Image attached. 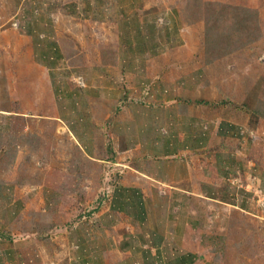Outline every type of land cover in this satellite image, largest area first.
Wrapping results in <instances>:
<instances>
[{
    "label": "rangeland",
    "instance_id": "obj_1",
    "mask_svg": "<svg viewBox=\"0 0 264 264\" xmlns=\"http://www.w3.org/2000/svg\"><path fill=\"white\" fill-rule=\"evenodd\" d=\"M196 115L200 170L165 174L207 215L185 247L264 264V0H0V264H102L138 131Z\"/></svg>",
    "mask_w": 264,
    "mask_h": 264
},
{
    "label": "crops",
    "instance_id": "obj_2",
    "mask_svg": "<svg viewBox=\"0 0 264 264\" xmlns=\"http://www.w3.org/2000/svg\"><path fill=\"white\" fill-rule=\"evenodd\" d=\"M183 110L182 108L179 113ZM197 117L199 115L175 124L173 116L170 122L165 121L163 126L157 121V125L152 126V129L141 127L138 131L141 138V145L138 146L141 147L140 157H150L149 160L153 164L150 163L148 168L135 166L137 174L133 176V180H121L120 190L112 197L109 208L104 209L103 212L111 210V213L104 217L101 225L114 233L110 242H113L115 247L108 251L113 256L112 260L106 255L107 249L101 250L96 256L101 258L99 262L102 264H204L194 253L187 251L185 244L202 232L207 215L198 208L195 210L187 199V195L195 191L191 182L174 178L170 180L165 176L166 174L168 177H174L173 173L180 170V176L184 177L185 168L190 167L189 160L194 159L198 161L197 167L200 170V160L193 156L203 145L199 141L200 134L195 133L196 129L199 130L197 125L192 130V125L198 123L195 119ZM180 122H183V127ZM162 131L172 135L164 137ZM147 154L152 157L146 156ZM191 156L193 157L189 159ZM201 162L204 163L203 160ZM217 169L222 170L221 167ZM154 173L155 176L160 175L156 178L158 180H149L157 185L155 188L142 180L143 175L150 177ZM198 191L206 196L201 186ZM232 197H229L230 200ZM211 199L214 200L212 197ZM218 199L224 201L222 196ZM111 218L115 221L111 222ZM107 230L100 231L105 232L103 237L109 234ZM202 235L203 233L200 238ZM95 246L86 245V254H80L85 255V264H91L90 260L94 258L96 248L99 247L96 243Z\"/></svg>",
    "mask_w": 264,
    "mask_h": 264
},
{
    "label": "trees",
    "instance_id": "obj_3",
    "mask_svg": "<svg viewBox=\"0 0 264 264\" xmlns=\"http://www.w3.org/2000/svg\"><path fill=\"white\" fill-rule=\"evenodd\" d=\"M209 5H210V6H213V7L215 6V4H209ZM220 19H221V18H220ZM220 19H218V20L220 21ZM221 21H222V19H221ZM228 128L233 129L232 125H226V127H225L224 125H221V126H220V130H221V131H222V129H223V131H226ZM225 129H226V130H225ZM164 134H165V135L167 134L166 131H165ZM169 135L171 136L172 134H169ZM169 135H168V136H169ZM218 159H219V157L216 156V160H217L218 168H220L221 166H224V165H223V163H221V161L218 160ZM229 168H230V167H229ZM230 169H231V168H230ZM230 169H229V170H230ZM212 193H213V192H212ZM212 193H211V195H212ZM234 194H235V193H234ZM234 194H232V195H230V196L232 197V196H234ZM241 194L244 195V193H241ZM215 197H216L217 199H218V198H221V197H218V196L212 195V198H215ZM223 200H227V201H228V198H227V197H223ZM219 243H220V242H219Z\"/></svg>",
    "mask_w": 264,
    "mask_h": 264
}]
</instances>
